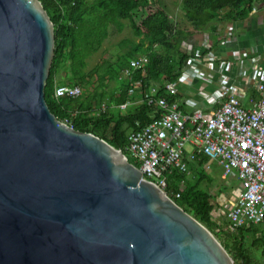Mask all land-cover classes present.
Returning <instances> with one entry per match:
<instances>
[{
    "label": "water",
    "instance_id": "obj_1",
    "mask_svg": "<svg viewBox=\"0 0 264 264\" xmlns=\"http://www.w3.org/2000/svg\"><path fill=\"white\" fill-rule=\"evenodd\" d=\"M54 28L0 0V264H235L120 150L50 111Z\"/></svg>",
    "mask_w": 264,
    "mask_h": 264
},
{
    "label": "trees",
    "instance_id": "obj_2",
    "mask_svg": "<svg viewBox=\"0 0 264 264\" xmlns=\"http://www.w3.org/2000/svg\"><path fill=\"white\" fill-rule=\"evenodd\" d=\"M39 1L54 28V56L44 88L50 111L75 130L92 133L120 149L135 166L139 164L128 154L127 137L160 117L162 110L146 100L125 110L119 106L127 101L138 102L151 85L161 88L165 82L174 81L178 77L175 70L181 69L188 58L181 44L189 41L194 32L217 34L222 23L240 22L253 12L255 3L264 2L181 0L183 16L191 24L189 31L177 27L161 0ZM125 23L137 41L123 43L122 46L130 44L127 51L112 59L102 58L86 70L88 57L111 30L119 32ZM141 55L148 58L146 75L141 89L129 95L128 89L139 72L130 81L121 79L122 72L129 60ZM59 85H77L81 95L55 97L54 90ZM161 94L160 90L158 95ZM168 98L174 101L181 95ZM208 162L207 156L199 154L188 162L186 172L166 173L167 195L215 236L235 264H264V221L231 230L225 214L214 217L217 198L227 187L207 173ZM237 181L229 186H237ZM215 185L217 194L211 191Z\"/></svg>",
    "mask_w": 264,
    "mask_h": 264
},
{
    "label": "built area",
    "instance_id": "obj_3",
    "mask_svg": "<svg viewBox=\"0 0 264 264\" xmlns=\"http://www.w3.org/2000/svg\"><path fill=\"white\" fill-rule=\"evenodd\" d=\"M181 47L188 58L181 69L175 70L178 77L174 81L165 82L161 88L151 85L138 102L119 106L125 110L146 100L162 110L160 117L128 135V154L138 162L141 178L166 194V173L186 172L188 162L204 154L219 164L223 179L240 183L237 196L223 204L228 228L259 224L264 221V67L260 66V56L234 50L228 58L218 57L207 35L198 46L184 41ZM244 61L251 63L249 71L243 69ZM147 62V56L141 55L129 60L124 68L121 79L125 81L139 72L128 89L129 95L141 89ZM235 65L239 69L237 81L229 74ZM196 83L198 99L181 95L182 88ZM160 90L162 94L158 95ZM249 90L258 97L250 98L245 105ZM178 94L180 99L169 100V96ZM54 95L76 98L81 88L59 85Z\"/></svg>",
    "mask_w": 264,
    "mask_h": 264
},
{
    "label": "crops",
    "instance_id": "obj_4",
    "mask_svg": "<svg viewBox=\"0 0 264 264\" xmlns=\"http://www.w3.org/2000/svg\"><path fill=\"white\" fill-rule=\"evenodd\" d=\"M228 26H230L231 29H229ZM218 31L219 32L214 35L208 31L202 32L201 35H199L200 36L199 38L196 37L193 33L190 40L186 42H189L194 46H198L201 44L202 38L207 35L210 36L213 44V51L218 57L228 58L231 55L232 51L234 50L247 52L250 55L259 54L260 66L264 67V2L255 3V8L253 12L249 13L246 19L240 22L222 23L218 28ZM243 69L249 71L251 69V63L249 61H244ZM238 70H239L238 67L235 65L233 68H231L229 73L231 78H234L233 80L235 81H237L236 80L237 78L235 77L237 76ZM198 85L199 83H196L192 87L182 88L181 90L183 94L181 95H183L185 98L189 97L192 99H198L197 97ZM257 97L258 94L256 92H253L251 90L247 91L246 97H244V104L247 105L248 100L250 98H257ZM216 168L217 169L219 168V172H220L219 179H216V181L222 182V184H224L227 187V189L230 190H233L234 189L233 187H235L234 189L236 192V195H234L235 198L240 190V187H238L240 186V183L238 184V186L232 185L230 187L229 185L232 184L233 180L236 181V179H227V180L223 179L219 164L216 161L209 159L208 165L206 167L207 173L210 174L211 173L210 171H213ZM214 217H217L216 209H215Z\"/></svg>",
    "mask_w": 264,
    "mask_h": 264
},
{
    "label": "rangeland",
    "instance_id": "obj_5",
    "mask_svg": "<svg viewBox=\"0 0 264 264\" xmlns=\"http://www.w3.org/2000/svg\"><path fill=\"white\" fill-rule=\"evenodd\" d=\"M162 4L166 6V9L169 15L172 17L174 22L177 24V27L192 31L191 24L184 18L183 9L181 5V0H161ZM202 32H194L196 37H200ZM137 41L136 38L133 37L127 23H125L123 29L119 32L112 31L110 32L108 38L103 42V44L88 57L87 59V67L86 70H90L93 66L102 58H114L117 54L123 53L128 50L131 43ZM130 43L129 45L122 46L123 43ZM192 42V41H191ZM210 175L215 179H219V168L210 171ZM237 181V180H236ZM235 182V180H233ZM222 184V182H218ZM226 184V183H225ZM237 184L239 182L237 181ZM238 186V185H237ZM235 189V187H233ZM227 189L225 193H221L217 198L218 207L216 208V216L223 215L225 213V209L222 208L225 202L233 200L234 195H236L235 190ZM218 187L217 185L211 186V191L213 194H217ZM237 190V188H236ZM227 204V203H225ZM258 225V227H260Z\"/></svg>",
    "mask_w": 264,
    "mask_h": 264
},
{
    "label": "flooded vegetation",
    "instance_id": "obj_6",
    "mask_svg": "<svg viewBox=\"0 0 264 264\" xmlns=\"http://www.w3.org/2000/svg\"><path fill=\"white\" fill-rule=\"evenodd\" d=\"M238 187H240V186H238Z\"/></svg>",
    "mask_w": 264,
    "mask_h": 264
}]
</instances>
